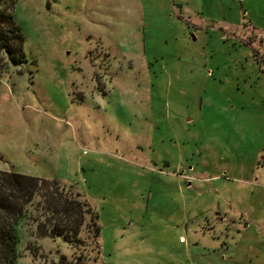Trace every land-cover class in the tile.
Segmentation results:
<instances>
[{
    "label": "rangeland",
    "instance_id": "1",
    "mask_svg": "<svg viewBox=\"0 0 264 264\" xmlns=\"http://www.w3.org/2000/svg\"><path fill=\"white\" fill-rule=\"evenodd\" d=\"M2 7L24 54L0 53V170L59 180L101 228L76 248L27 221L17 264H264V0Z\"/></svg>",
    "mask_w": 264,
    "mask_h": 264
},
{
    "label": "trees",
    "instance_id": "2",
    "mask_svg": "<svg viewBox=\"0 0 264 264\" xmlns=\"http://www.w3.org/2000/svg\"><path fill=\"white\" fill-rule=\"evenodd\" d=\"M3 1L0 0V53L6 52L17 61L24 54V36L12 13L2 7ZM88 217L93 236H100L98 214L87 200L59 180L0 170V264H17L22 227L27 221L35 224L38 237H61L80 248L84 244L82 227ZM58 264H88V260L82 255L70 260L62 255Z\"/></svg>",
    "mask_w": 264,
    "mask_h": 264
},
{
    "label": "built area",
    "instance_id": "3",
    "mask_svg": "<svg viewBox=\"0 0 264 264\" xmlns=\"http://www.w3.org/2000/svg\"><path fill=\"white\" fill-rule=\"evenodd\" d=\"M180 241H185V237L184 236H180Z\"/></svg>",
    "mask_w": 264,
    "mask_h": 264
}]
</instances>
